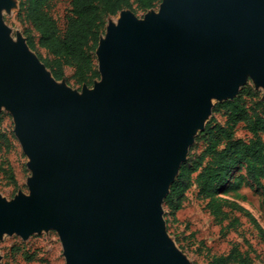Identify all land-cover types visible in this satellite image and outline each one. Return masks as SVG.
Here are the masks:
<instances>
[{"label": "water", "instance_id": "95a60500", "mask_svg": "<svg viewBox=\"0 0 264 264\" xmlns=\"http://www.w3.org/2000/svg\"><path fill=\"white\" fill-rule=\"evenodd\" d=\"M13 5V3H12ZM0 109L28 158V195L0 197V239L54 230L65 264H190L162 203L212 101L264 95V0H162L121 11L96 48L100 82L58 86L1 17Z\"/></svg>", "mask_w": 264, "mask_h": 264}, {"label": "rangeland", "instance_id": "374dc122", "mask_svg": "<svg viewBox=\"0 0 264 264\" xmlns=\"http://www.w3.org/2000/svg\"><path fill=\"white\" fill-rule=\"evenodd\" d=\"M27 0H13L9 10H2L1 17L8 28L9 37L16 43L20 36L28 50L42 64L46 72L52 75V57L41 49L37 43V34L25 20V6ZM162 1V0H161ZM161 1L152 9L145 12L130 11L136 19L143 20L145 16L158 13ZM70 11V0H53L49 13L63 32L66 16ZM119 13L114 17H108L104 26L103 38L106 26L115 24ZM99 38V39H100ZM94 56L97 64V76H94L90 85L78 87L71 79L73 71L64 69V78L55 80L58 86L70 89L78 94L83 89L91 90L94 84L100 82L96 50ZM248 106L255 104V109L260 115H264L263 90L256 86L253 79L248 78L245 84L240 86ZM236 96V97H237ZM246 96H249L246 97ZM235 97V98H236ZM224 101H212V110L206 118L202 130L195 132L185 156L180 164L175 180L184 169H191L197 159L204 152L207 141L205 132L207 129L219 125L225 126L226 113L214 111L217 104ZM235 138L248 141L250 135L239 125L235 131ZM28 158L23 153L21 145L14 133V121L12 116L4 108L0 109V197L11 201L18 193L28 195L27 180L31 177V171L27 167ZM197 173L188 174L190 187L180 199V209L172 211L166 205V194L162 203L163 222L167 235L175 246L187 258L190 264H209L214 258L227 255L232 247H237L242 253H247L253 264H264V192L246 174L244 163H237L226 177L215 199L222 205L221 209L229 213L231 218H237L239 224L236 232L228 229L229 220H215L207 211V201L197 199L196 188ZM262 184H264L262 182ZM176 206V203H174ZM244 240L251 245L249 249ZM0 264H65L62 243L54 230L42 231L32 234L23 240L17 235H3L0 239Z\"/></svg>", "mask_w": 264, "mask_h": 264}, {"label": "trees", "instance_id": "16d2710c", "mask_svg": "<svg viewBox=\"0 0 264 264\" xmlns=\"http://www.w3.org/2000/svg\"><path fill=\"white\" fill-rule=\"evenodd\" d=\"M160 1L70 0V11L63 32L49 13L53 0H27L24 16L37 34L38 46L52 57L54 79H63L64 69L70 68L74 85L82 87L90 85L94 76H97L94 52L103 34L106 19L124 10L145 12ZM254 105L248 106L240 92L233 100H226L214 107V111L226 113V124L206 130L207 144L204 152L191 169L181 171L170 187L165 202L170 210L180 209V199L190 187L187 175L197 173V199L207 201L209 214L215 220H229L228 229L236 232L238 219L231 218L229 213L223 211L215 197L231 169L239 162L245 164L247 177L264 192V115H260ZM239 125L250 135L248 141L235 138ZM244 243L252 249L247 240ZM247 255L237 247H232L227 255L216 257L209 264H253Z\"/></svg>", "mask_w": 264, "mask_h": 264}, {"label": "bare ground", "instance_id": "6f19581e", "mask_svg": "<svg viewBox=\"0 0 264 264\" xmlns=\"http://www.w3.org/2000/svg\"><path fill=\"white\" fill-rule=\"evenodd\" d=\"M12 3H13V0H6V5H7V6L12 5Z\"/></svg>", "mask_w": 264, "mask_h": 264}]
</instances>
